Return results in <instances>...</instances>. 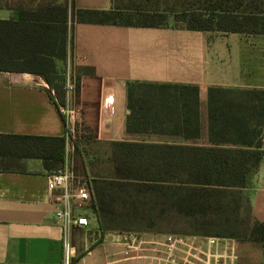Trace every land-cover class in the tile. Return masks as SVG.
I'll return each mask as SVG.
<instances>
[{"label":"crops","instance_id":"crops-1","mask_svg":"<svg viewBox=\"0 0 264 264\" xmlns=\"http://www.w3.org/2000/svg\"><path fill=\"white\" fill-rule=\"evenodd\" d=\"M54 1L70 7L68 55L59 66L67 78H80L79 93H68L67 104L80 110L81 120L95 129L99 141L181 143L178 137L128 131L129 86L134 81L198 86L203 140L208 138L210 87L264 89V34L191 30L173 22L159 27L84 23L74 19V6L109 10L114 0ZM18 3L0 0V18L18 19ZM108 88H114L115 100L104 107ZM69 128L75 138L71 124ZM0 133L66 135L68 157L71 146L75 149L50 86L39 74L0 71ZM23 164V172L0 174V264H65L66 237L74 264H168L162 233H138L140 250L127 254V237L105 239L109 233L125 232L103 233L97 219L92 228L65 231L55 218L43 161L27 158ZM252 182L247 188L251 213L264 224V157Z\"/></svg>","mask_w":264,"mask_h":264},{"label":"trees","instance_id":"trees-1","mask_svg":"<svg viewBox=\"0 0 264 264\" xmlns=\"http://www.w3.org/2000/svg\"><path fill=\"white\" fill-rule=\"evenodd\" d=\"M136 7L119 4L109 10L73 7L74 19L84 23L159 27L173 14L177 24L191 30H219L264 34V0H145ZM161 2L162 4H159ZM18 19L0 18V71L41 75L50 86L58 108L67 105V92L59 64L67 59L69 3L54 0H19ZM167 21V22H166ZM64 69V68H63ZM57 92L56 97L53 91ZM80 78L76 80V93ZM127 128L131 133L179 138L181 143L115 141L116 178L130 181L135 192L158 191L162 205L187 216L204 215L218 201L221 189L245 188L264 157V89L209 88L208 138L203 140L199 87L174 83L131 82ZM67 133L70 132L66 120ZM72 135V134H71ZM84 180L92 189V207L106 231L96 179L90 176L79 141ZM67 137L0 133V174L23 172V160L38 158L46 170L62 169L67 161ZM113 158V157H112ZM71 165L76 170L73 160ZM77 171H75L76 173ZM77 174V173H76ZM77 176H79L77 174ZM248 238L264 245V224L251 213ZM101 211V212H100ZM239 232H218L220 237L241 238ZM264 252V250H263ZM71 264H74L72 260Z\"/></svg>","mask_w":264,"mask_h":264},{"label":"rangeland","instance_id":"rangeland-1","mask_svg":"<svg viewBox=\"0 0 264 264\" xmlns=\"http://www.w3.org/2000/svg\"><path fill=\"white\" fill-rule=\"evenodd\" d=\"M160 1L164 2V0ZM176 1L179 0H167V7L173 6ZM138 2L145 6L148 5L145 0H119L120 5L128 4L132 5L133 8ZM168 22L177 23L173 14L168 15ZM59 71L63 77L59 82L63 84L67 92V74L63 68H60ZM77 77L71 75L75 85ZM53 92L54 97H56L57 92L55 90ZM74 92L76 93V91ZM61 107L76 110L73 120L66 118L68 123L72 125L76 136L75 138L70 137L69 141L74 148L73 140L79 141L81 151L88 164L90 176L97 180L94 184L99 189V204L103 208V211L100 212L106 228L125 230V232H131L137 237L142 236L138 233L144 232L162 233L161 236H164L165 239L164 243L169 235H184L193 240L201 241L208 236H217L218 232L234 230V232H239L241 236V238H233L238 255L236 264H264L263 243L247 237L249 225L252 224L249 221L250 209L247 188L253 183L255 174L251 176L249 184L245 188L221 189L224 191L222 195H219L221 204L216 201L215 206L208 213L196 217L180 214L168 204L162 205L165 197L160 192L147 190L143 193H137L135 188L130 185V181L117 179L114 168V148L107 145L108 142H102L95 138V129L81 120L78 108L70 107L68 104ZM69 159L70 161L73 160L79 179L84 181L86 174L82 156L75 149L72 151V146ZM96 215L98 218V214ZM142 258L146 257L142 256Z\"/></svg>","mask_w":264,"mask_h":264},{"label":"built area","instance_id":"built-area-1","mask_svg":"<svg viewBox=\"0 0 264 264\" xmlns=\"http://www.w3.org/2000/svg\"><path fill=\"white\" fill-rule=\"evenodd\" d=\"M67 92L76 90L75 82L71 75L68 76ZM115 100L114 88H108L103 97L104 107H110ZM61 114L73 120L76 115L75 109L61 107ZM69 124V125H68ZM70 130V128H69ZM71 132V131H70ZM72 134V133H71ZM68 132V138L71 137ZM48 190L55 206V218L65 231L70 229L92 228L93 220L97 219L96 212L92 207L91 186L88 181L79 179L72 168L71 161L67 157L65 166L47 175ZM128 241L127 254L130 251L140 250L137 236L131 232H125ZM66 261L71 264L70 241L65 238ZM166 261L168 264H236L238 255L236 243L231 237L208 236L201 241H196L184 235H169L165 242ZM146 258L148 256H145Z\"/></svg>","mask_w":264,"mask_h":264},{"label":"water","instance_id":"water-1","mask_svg":"<svg viewBox=\"0 0 264 264\" xmlns=\"http://www.w3.org/2000/svg\"><path fill=\"white\" fill-rule=\"evenodd\" d=\"M105 239L107 241H123L125 236L123 233H109L106 235Z\"/></svg>","mask_w":264,"mask_h":264}]
</instances>
